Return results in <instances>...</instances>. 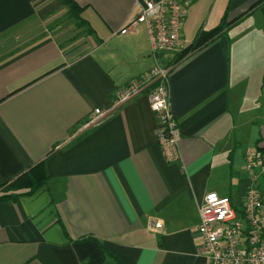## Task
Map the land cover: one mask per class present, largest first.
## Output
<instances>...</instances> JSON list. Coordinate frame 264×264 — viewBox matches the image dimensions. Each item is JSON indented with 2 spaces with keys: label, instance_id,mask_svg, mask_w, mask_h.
<instances>
[{
  "label": "crops",
  "instance_id": "crops-1",
  "mask_svg": "<svg viewBox=\"0 0 264 264\" xmlns=\"http://www.w3.org/2000/svg\"><path fill=\"white\" fill-rule=\"evenodd\" d=\"M71 1L87 34L62 1L0 0V185L41 160L46 176L33 195L0 204V264H205L196 231L203 196L224 192L227 165L228 195L221 196L241 199L243 155L255 141L264 147V3L185 7L182 46L159 54L160 64L224 14L231 24L170 66L180 158L167 163L144 93L89 121L154 64L143 23L120 32L145 0ZM243 79L256 88L258 126L242 121V107L238 118L229 109L240 97L230 89Z\"/></svg>",
  "mask_w": 264,
  "mask_h": 264
},
{
  "label": "built area",
  "instance_id": "built-area-1",
  "mask_svg": "<svg viewBox=\"0 0 264 264\" xmlns=\"http://www.w3.org/2000/svg\"><path fill=\"white\" fill-rule=\"evenodd\" d=\"M195 0H145L123 33L143 23L149 54L154 64L140 76L116 90L105 110L94 109L91 123L110 115L118 106L145 94L149 110L156 118L154 138L165 162L179 160V134L170 112L168 75L171 62L160 64L157 56L181 48V28L185 7ZM245 187L238 203L213 192L205 194L198 206L199 250L205 264H264V152L243 155ZM160 229V224L150 223Z\"/></svg>",
  "mask_w": 264,
  "mask_h": 264
},
{
  "label": "trees",
  "instance_id": "trees-1",
  "mask_svg": "<svg viewBox=\"0 0 264 264\" xmlns=\"http://www.w3.org/2000/svg\"><path fill=\"white\" fill-rule=\"evenodd\" d=\"M62 1L63 5L66 8L67 14L70 18L73 19L74 26L76 28H83L85 33L87 34L89 31L87 23L81 19L80 12L81 9L74 4L71 0H59ZM264 3V0H257L254 2L250 8L253 9L260 4ZM231 23H227L225 21V14L220 19V22L215 27L200 31L195 36L192 43L188 46L184 47L171 61V64H176L179 62L184 56L195 53L196 51L207 47L214 39L219 37V35L223 32V30L228 27ZM253 151L255 153H263L264 147L258 144V141H255ZM46 176L44 172V161L41 160L39 162L34 163L24 172L18 174L15 178H13L9 182H5L0 185V204L1 203H10L13 204L15 200L19 197H28L33 195L36 191H38L42 186L45 185ZM100 249L106 254V256L111 257V254L104 250L102 247ZM115 261V259L113 258Z\"/></svg>",
  "mask_w": 264,
  "mask_h": 264
},
{
  "label": "rangeland",
  "instance_id": "rangeland-1",
  "mask_svg": "<svg viewBox=\"0 0 264 264\" xmlns=\"http://www.w3.org/2000/svg\"><path fill=\"white\" fill-rule=\"evenodd\" d=\"M241 81H244L243 83H241ZM241 83V88H239V84ZM235 85L237 86V87H232L231 89H230V94H231V97H233L234 95V93H239L240 94V97H239V99H238V105L237 104H234L235 103V100L232 98L231 100H230V104H229V109H230V112L233 110V111H235L234 113H235V117L236 118H238V111H239V108L240 107H242V113H241V117H242V121L243 120H245V118H249L250 120H254L255 122H253V126L255 125V126H258L260 123L259 122H257V120L256 119H258L257 117H258V115H257V112H256V108H255V106H256V104L257 103H253V101H254V98H255V96H254V94H255V92H256V88H253L251 85H253V83L251 82V81H248V82H246L245 81V79H243V80H239L238 82H235ZM246 85H248V87H245ZM236 91V92H235ZM240 91V92H239ZM243 104V105H242ZM236 105V106H235ZM242 105V106H241ZM237 120V119H236ZM233 124L236 126L237 124H236V122H235V119L233 120ZM252 126V128H250V132H251V130L252 131H254V128L255 127H253ZM250 126H241V128H240V132H242V130L243 131H246L248 128H249ZM236 128V127H235ZM234 135L237 133V130L235 129L233 132H232ZM249 136H250V134H249ZM248 136V137H249ZM236 141L238 142V139L236 138ZM231 142H232V139L230 140V142H229V144L228 145H230L231 144ZM236 146V145H235ZM228 150H226V152H227ZM225 173H226V177H227V179H226V184H224L225 186H224V192L221 194V193H218V194H216V195H218V196H221V195H228V192H227V187L229 186V182H228V180H229V175H227V173H229L228 171H227V165H225ZM231 183L234 185V186H230L229 188H231V190H237V194H238V196H239V189L241 188V186H239V183L237 184V180H234L233 181V179H231ZM238 185V186H237ZM233 193V192H232ZM239 198V197H238ZM231 200V199H230ZM239 200H240V198L239 199H236L235 200V204L236 203H238L239 202Z\"/></svg>",
  "mask_w": 264,
  "mask_h": 264
}]
</instances>
